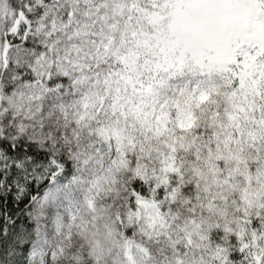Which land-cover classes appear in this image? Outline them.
Returning <instances> with one entry per match:
<instances>
[{
	"label": "snow or ice",
	"instance_id": "1",
	"mask_svg": "<svg viewBox=\"0 0 264 264\" xmlns=\"http://www.w3.org/2000/svg\"><path fill=\"white\" fill-rule=\"evenodd\" d=\"M0 264H264V0H0Z\"/></svg>",
	"mask_w": 264,
	"mask_h": 264
}]
</instances>
